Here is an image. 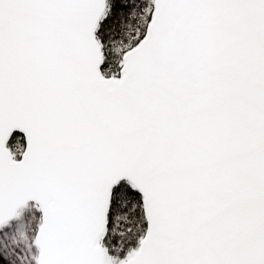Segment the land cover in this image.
Here are the masks:
<instances>
[{
	"label": "snow or ice",
	"instance_id": "snow-or-ice-1",
	"mask_svg": "<svg viewBox=\"0 0 264 264\" xmlns=\"http://www.w3.org/2000/svg\"><path fill=\"white\" fill-rule=\"evenodd\" d=\"M0 264H264V0H0Z\"/></svg>",
	"mask_w": 264,
	"mask_h": 264
}]
</instances>
